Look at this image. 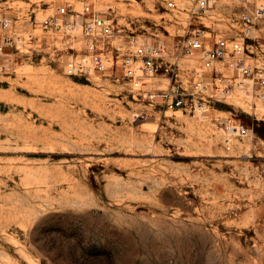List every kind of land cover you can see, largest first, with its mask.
<instances>
[{"label": "rangeland", "instance_id": "obj_1", "mask_svg": "<svg viewBox=\"0 0 264 264\" xmlns=\"http://www.w3.org/2000/svg\"><path fill=\"white\" fill-rule=\"evenodd\" d=\"M166 1L0 0L12 19L0 52V264H264V101L249 82L193 113L147 101L166 75L64 74L84 46L86 5L115 23L99 53L159 39L173 56L187 16ZM258 7L211 0L200 22L242 38L240 15ZM46 17L70 31L42 30ZM245 45L264 58V20ZM181 63L186 88L198 63ZM226 123L248 130L230 148Z\"/></svg>", "mask_w": 264, "mask_h": 264}, {"label": "built area", "instance_id": "obj_2", "mask_svg": "<svg viewBox=\"0 0 264 264\" xmlns=\"http://www.w3.org/2000/svg\"><path fill=\"white\" fill-rule=\"evenodd\" d=\"M210 7L211 0L166 1V10L187 16L183 34L174 44L173 56H168L166 43L159 39L134 44L130 52H115L108 56L98 52L97 39L114 33V20L108 16L97 15L86 5L80 18L84 46L79 53L66 60L64 74L86 76L90 73L116 72L130 81L166 75L167 87L148 93L146 99L158 108L167 110L205 113L209 108L208 99H212L213 95H230L234 88L244 89L247 82L251 84L252 97L264 101V58L258 59L252 48L245 45L253 33L255 22L264 20V7L255 8L250 15H240L242 38H223L210 33L200 22ZM61 21L59 17H46L39 22V27L45 31L64 29L69 32L70 23L61 24ZM11 24V18L0 17V52L10 46V39L5 33ZM258 53L264 57V52ZM183 61L198 63V71L194 68L184 70L186 82H191L186 88L179 77ZM228 72H235L236 75L228 77ZM221 130L225 134L226 148H230L233 137H245L248 134V130L242 125L226 123L222 124Z\"/></svg>", "mask_w": 264, "mask_h": 264}]
</instances>
